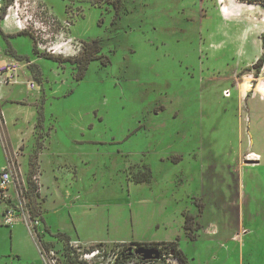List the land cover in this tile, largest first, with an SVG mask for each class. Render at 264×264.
Instances as JSON below:
<instances>
[{
	"label": "rangeland",
	"instance_id": "374dc122",
	"mask_svg": "<svg viewBox=\"0 0 264 264\" xmlns=\"http://www.w3.org/2000/svg\"><path fill=\"white\" fill-rule=\"evenodd\" d=\"M112 1L0 0V59L37 83L22 76L0 105L14 204L48 216L57 247L75 226L89 245L177 241L184 264H264V5L123 0L115 18ZM95 39L102 57L77 79L64 59ZM1 219L0 264H43L27 225Z\"/></svg>",
	"mask_w": 264,
	"mask_h": 264
},
{
	"label": "built area",
	"instance_id": "2783aa9c",
	"mask_svg": "<svg viewBox=\"0 0 264 264\" xmlns=\"http://www.w3.org/2000/svg\"><path fill=\"white\" fill-rule=\"evenodd\" d=\"M1 9L3 3L0 2ZM51 22H54V19ZM22 76L26 86L36 88L35 80H27V69L22 60L15 57L0 59V105L5 100V88L20 83ZM12 185L14 176L11 169L3 168L0 172V203L6 204L3 213L4 223L10 227L27 225L41 253L43 264H63L67 250L72 256L78 254L80 259L88 264H184L168 241H117L89 245L80 239L70 238L69 241L56 239L58 247L50 244V241L45 239L47 232L41 218L32 217L27 209L17 203L14 204L10 192ZM147 250L153 251L150 257L146 256Z\"/></svg>",
	"mask_w": 264,
	"mask_h": 264
},
{
	"label": "trees",
	"instance_id": "16d2710c",
	"mask_svg": "<svg viewBox=\"0 0 264 264\" xmlns=\"http://www.w3.org/2000/svg\"><path fill=\"white\" fill-rule=\"evenodd\" d=\"M80 1H87V0H80ZM239 1L259 2V3H262L264 5V0H239ZM112 5L115 8V13H116L115 18H118L122 12L123 7H124V1L123 0H113ZM0 34H2L5 37L8 36V33H6L2 29L1 26H0ZM261 38H262L263 52H262L260 58L258 59V62L255 64V67L258 69H260L264 66V33L262 34ZM100 53H101V46H100V42L98 39H95L93 41H84L82 51L77 56L65 58L64 61H69L71 63H74L77 66L78 71H77L76 78L80 79L85 75V71L87 70L90 62L93 61L94 59L102 57V54H100ZM55 59L61 60L60 58H57V57ZM151 178H152L151 171H149L146 174H137L136 175V181H138V182H148L151 180ZM34 217H37V216H34ZM190 218L191 217H189V218L187 217L185 220L184 228L186 231L191 229ZM45 231L52 234L50 227H48L47 225L45 226ZM55 236H57L58 239L65 240V241H69V239L71 238L70 235L65 233V232L55 233ZM192 239H195V237H192ZM168 242L170 244H172V246L175 248L177 253L181 252L177 247L178 246L177 241H168ZM66 255L70 256L71 258L73 257L69 250H67ZM86 264H88V263H86Z\"/></svg>",
	"mask_w": 264,
	"mask_h": 264
},
{
	"label": "crops",
	"instance_id": "0c3cea01",
	"mask_svg": "<svg viewBox=\"0 0 264 264\" xmlns=\"http://www.w3.org/2000/svg\"><path fill=\"white\" fill-rule=\"evenodd\" d=\"M11 187H13V185L11 186ZM12 191H13V188H10V192H11V196H12V200L14 199L13 198V194H12ZM13 202H14V200H13ZM0 205H3L2 207H1V213H0V216L3 218V213H4V209L6 208V204L5 203H0ZM1 217H0V223L1 224H3L2 222V219H1ZM45 220H46V222H45ZM45 220H42V222H43V225H44V228H45V226L47 225L48 227H50V229L52 228V229H54V226L52 225V223H51V221H50V219H49V217L48 216H45ZM23 224H20V225H16V226H14V227H17L15 230H18L19 228H22V227H20V226H22ZM24 228V227H23ZM74 228H75V232L74 233H71V232H68L67 230H64V232H67V234H69L70 235V237L72 238V239H80L79 238V236L78 235H81L82 236V234L79 232V230L77 229V227H75L74 226ZM15 230H11L12 231V235H14V234H16V231ZM47 232V231H46ZM47 234L48 235H51L49 232H47ZM75 235H77V236H75ZM32 236V235H31ZM75 236V237H74ZM80 240H82V239H80ZM86 240V239H85ZM83 241V240H82ZM86 241H88L89 243H93V244H95V243H98V242H108V241H106V240H102V239H94V240H86ZM84 242V241H83ZM110 242V241H109ZM111 242H117V241H111ZM140 242H149V241H140ZM86 243V242H85ZM36 246V245H35ZM37 248V247H36ZM38 249V248H37ZM12 250H14V249H12ZM5 256H8V257H13V258H21V255H20V252L18 251L17 252V250H15V251H12L11 253H9V254H6Z\"/></svg>",
	"mask_w": 264,
	"mask_h": 264
},
{
	"label": "water",
	"instance_id": "95a60500",
	"mask_svg": "<svg viewBox=\"0 0 264 264\" xmlns=\"http://www.w3.org/2000/svg\"><path fill=\"white\" fill-rule=\"evenodd\" d=\"M153 251L152 250H147L146 251V256L150 257L152 255Z\"/></svg>",
	"mask_w": 264,
	"mask_h": 264
},
{
	"label": "flooded vegetation",
	"instance_id": "af4514ba",
	"mask_svg": "<svg viewBox=\"0 0 264 264\" xmlns=\"http://www.w3.org/2000/svg\"><path fill=\"white\" fill-rule=\"evenodd\" d=\"M78 1H80V0H78ZM88 1V0H87ZM87 1H80V2H87Z\"/></svg>",
	"mask_w": 264,
	"mask_h": 264
},
{
	"label": "bare ground",
	"instance_id": "6f19581e",
	"mask_svg": "<svg viewBox=\"0 0 264 264\" xmlns=\"http://www.w3.org/2000/svg\"><path fill=\"white\" fill-rule=\"evenodd\" d=\"M237 2V1H236ZM239 2V1H238ZM238 2H237V4H238ZM242 7V6H241Z\"/></svg>",
	"mask_w": 264,
	"mask_h": 264
}]
</instances>
